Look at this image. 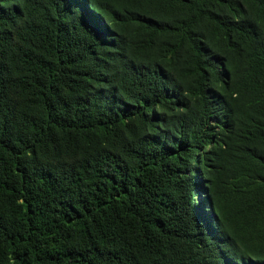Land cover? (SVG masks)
I'll return each mask as SVG.
<instances>
[{
    "label": "trees",
    "instance_id": "trees-1",
    "mask_svg": "<svg viewBox=\"0 0 264 264\" xmlns=\"http://www.w3.org/2000/svg\"><path fill=\"white\" fill-rule=\"evenodd\" d=\"M0 264H264V0H0Z\"/></svg>",
    "mask_w": 264,
    "mask_h": 264
}]
</instances>
